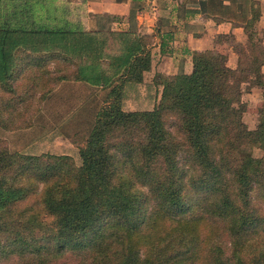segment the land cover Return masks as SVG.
Listing matches in <instances>:
<instances>
[{
    "label": "trees",
    "instance_id": "trees-1",
    "mask_svg": "<svg viewBox=\"0 0 264 264\" xmlns=\"http://www.w3.org/2000/svg\"><path fill=\"white\" fill-rule=\"evenodd\" d=\"M69 1L0 0V128L38 88L39 101L61 80L104 90L72 140L78 163L12 151L0 138V254L12 250L21 264L64 252L84 264H264V110L249 128L241 100L264 75L254 0L203 1L214 20L246 31L233 67L217 49L193 50L190 71L153 74L156 101L135 110L122 108V93L148 66L145 43L113 32L124 43L120 71L94 70L108 53Z\"/></svg>",
    "mask_w": 264,
    "mask_h": 264
},
{
    "label": "crops",
    "instance_id": "crops-1",
    "mask_svg": "<svg viewBox=\"0 0 264 264\" xmlns=\"http://www.w3.org/2000/svg\"><path fill=\"white\" fill-rule=\"evenodd\" d=\"M203 1L70 0L67 7L77 15L82 29H107L143 40L149 52V61L148 66L142 69L141 76L149 74L147 81L152 83L151 77L156 72L173 74L190 71V55L193 50L217 49L225 54L226 59L231 57L232 61L228 66L235 65L236 54L231 41L242 43L246 31L230 20H214L207 13ZM223 2L227 3L228 0ZM261 8L259 6L260 13ZM140 93L141 89L136 88L132 102L144 104L148 101L147 89L144 88L142 94ZM246 93L252 96L250 103L253 106L257 101H264V75L261 84L251 86ZM125 96L126 94H122V99ZM246 100L248 99L244 98ZM246 106V110L242 112V120L247 127H253L256 117L253 116L249 124L248 101Z\"/></svg>",
    "mask_w": 264,
    "mask_h": 264
},
{
    "label": "rangeland",
    "instance_id": "rangeland-1",
    "mask_svg": "<svg viewBox=\"0 0 264 264\" xmlns=\"http://www.w3.org/2000/svg\"><path fill=\"white\" fill-rule=\"evenodd\" d=\"M254 2L258 9L259 6L262 7L261 13L259 12L260 16L258 15L254 20L253 26L257 32L255 36L261 39L264 37L262 34V31L264 30V0H254ZM94 32L92 41H94V43L102 42V50L108 53V56H106L108 61L107 59H100L101 64H99V66H96L95 64L94 70L100 71L101 66L103 68V73L106 75L120 71L121 67L116 66L115 63L120 61L117 55L120 54L124 46L122 36L113 33L115 31H108L107 29H98L94 30ZM231 42L233 46L232 49L236 54V50L241 43H236L234 40ZM262 45L264 46V39L262 40ZM80 52H85L84 54L86 55L89 54L85 49L80 50ZM73 54H75V52H73ZM110 55L113 60L112 64L110 63ZM86 60H88L87 62L92 61L91 59ZM231 61V57H227L226 64L228 65ZM46 67L48 69H53L51 63H48ZM70 69L71 68L67 71H70ZM260 69H263L264 71V64L260 66ZM82 70L88 71V67L86 66L82 68ZM149 76V74L145 73L144 76H141L140 83L133 82L134 85H128L131 84V82L124 84L122 94H126V96L122 99L123 109L135 110L152 107L156 101L159 86L153 83V76L151 77L152 83H150V81L148 82L147 79L150 78ZM250 76L253 75H249V77ZM25 81L26 79L23 80L20 78L15 82L13 81V84L16 83L22 86L25 84ZM245 84L248 83H244V85ZM253 85L254 84H251V86ZM136 88L141 89L140 94H142L144 88L147 89L149 98L146 103L137 104L132 102V95L133 92L136 91ZM38 90L39 88L35 90V98L33 100L29 99L31 102L28 103L25 110L22 111L20 115H14L11 120L7 121L9 127L0 128V138L8 149L12 151H18L23 154H67L71 156L74 163H78L76 146L72 140L79 136L78 133L75 134L78 130L82 132V134L87 130L93 110H95L100 103L104 90L97 86L91 88L85 83L71 79L59 81V83L53 88L52 92L42 101H39L36 98ZM248 91L249 89L242 91L241 100L245 104L244 110H246V102L248 101L249 112L247 115L249 117H247V119L250 124L252 120L251 118L255 116L257 120L259 111L264 110V101L255 102L252 99V102L255 103L254 106L251 105L250 101L252 96L250 93H246ZM244 98L248 100L244 101ZM254 153L258 155L259 151L254 150ZM207 223L208 222L202 220V223L199 225L201 232H205L206 227L210 226V224ZM221 231L222 230H220V232ZM222 239L225 241V234L222 235ZM0 264H21V260L16 252L8 250L0 254ZM52 264H84V262L81 260L80 255L72 252H64L58 259L53 261Z\"/></svg>",
    "mask_w": 264,
    "mask_h": 264
}]
</instances>
